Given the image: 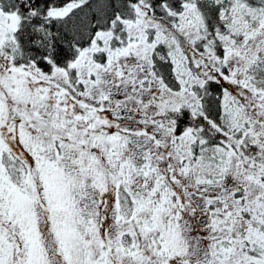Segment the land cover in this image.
I'll use <instances>...</instances> for the list:
<instances>
[{
	"label": "snow or ice",
	"instance_id": "obj_1",
	"mask_svg": "<svg viewBox=\"0 0 264 264\" xmlns=\"http://www.w3.org/2000/svg\"><path fill=\"white\" fill-rule=\"evenodd\" d=\"M0 264H264V0H0Z\"/></svg>",
	"mask_w": 264,
	"mask_h": 264
}]
</instances>
